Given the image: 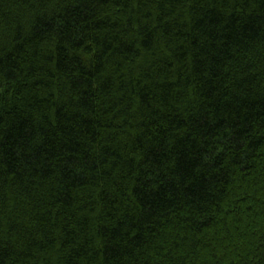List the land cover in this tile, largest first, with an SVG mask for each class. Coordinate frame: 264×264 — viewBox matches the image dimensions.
<instances>
[{
  "label": "trees",
  "instance_id": "1",
  "mask_svg": "<svg viewBox=\"0 0 264 264\" xmlns=\"http://www.w3.org/2000/svg\"><path fill=\"white\" fill-rule=\"evenodd\" d=\"M0 264H264V0H0Z\"/></svg>",
  "mask_w": 264,
  "mask_h": 264
}]
</instances>
